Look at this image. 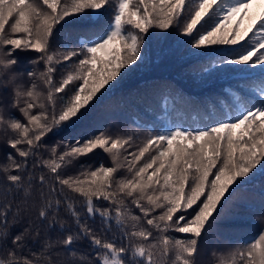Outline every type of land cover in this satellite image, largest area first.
Returning a JSON list of instances; mask_svg holds the SVG:
<instances>
[{"label":"snow or ice","instance_id":"1","mask_svg":"<svg viewBox=\"0 0 264 264\" xmlns=\"http://www.w3.org/2000/svg\"><path fill=\"white\" fill-rule=\"evenodd\" d=\"M254 4L259 11H250ZM108 9L111 19L101 31L82 35L78 47L52 50L74 18L96 23ZM172 27L193 49L214 53L211 70L247 69L256 81L227 116L199 129L149 132L139 145L106 131L45 144L144 59L151 29ZM21 52L36 54L32 68L17 70ZM9 86L10 107L23 120L0 108V128L13 150L0 164V264H196L200 240L232 191L264 172V0H0V89ZM98 149L112 166L81 165L79 174H66ZM37 196L33 218L29 203ZM97 216L100 232L89 224ZM259 219L257 235L213 253L216 264H264V211ZM112 232L126 243L108 239ZM81 241L88 250L78 253Z\"/></svg>","mask_w":264,"mask_h":264},{"label":"trees","instance_id":"2","mask_svg":"<svg viewBox=\"0 0 264 264\" xmlns=\"http://www.w3.org/2000/svg\"><path fill=\"white\" fill-rule=\"evenodd\" d=\"M250 11H259V5L254 4ZM110 19L111 9L106 10L96 23L87 18H74L60 30L52 50L63 44L71 48L78 47V38L101 31ZM92 20H95V17ZM143 52L144 59L130 72H126L119 84L99 96L89 111L73 125L62 131L58 130V134L46 137L45 144L51 147L60 141L87 139L106 131L114 136H132L134 144L139 145L149 132L171 130L176 127L194 130L206 125L212 126L216 120L227 116L230 109L235 107L236 98L249 92L256 82L249 80L250 73L247 69L242 72L238 68L211 70L209 62L214 53L205 49H193L190 38L182 36L176 27L167 31L151 29L146 34ZM18 55L21 58L17 66L18 71L33 67L29 60L36 56L35 53L21 52ZM205 67L210 69L209 72L203 71ZM40 68L42 70L43 66L40 65ZM64 71L60 68L55 74L57 80ZM258 71L259 69H256L257 73ZM23 79L27 83V77ZM246 80L249 82L244 84L243 81ZM10 104L9 86L6 91L0 89V108L6 117L11 113L23 120L19 111L11 108ZM59 150L63 151L62 144ZM11 151L13 150L7 146L6 136L0 128V164L7 163V153ZM41 152L45 158L48 157L46 149H41ZM101 163L112 166L110 157L98 149L88 156L81 157L79 162L64 171L69 176H75L81 171V165H90L94 168ZM118 175H125V171L122 169ZM2 183L3 180L0 179V184ZM98 203L107 206V202ZM262 205L264 172H256L250 179L240 183L220 208L219 216L200 240L196 264H216L218 256L213 255L214 252L225 253L228 249L257 235L262 227L259 219L261 212L264 211ZM38 208L37 196L36 203H29L28 215L34 218ZM60 217L68 221L69 229L74 227L71 217L63 209ZM89 224L96 232H100L103 227L99 216L94 221L90 220ZM106 235L108 239H115L117 244L126 243L120 238L119 233L112 232ZM77 249L78 253L86 252L87 243L79 242Z\"/></svg>","mask_w":264,"mask_h":264}]
</instances>
